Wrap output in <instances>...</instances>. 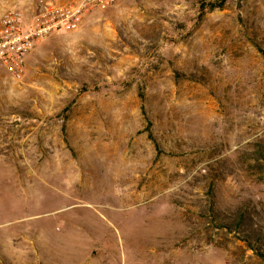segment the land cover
Instances as JSON below:
<instances>
[{"label": "rangeland", "instance_id": "1", "mask_svg": "<svg viewBox=\"0 0 264 264\" xmlns=\"http://www.w3.org/2000/svg\"><path fill=\"white\" fill-rule=\"evenodd\" d=\"M89 14L0 66V264H264V0Z\"/></svg>", "mask_w": 264, "mask_h": 264}, {"label": "built area", "instance_id": "2", "mask_svg": "<svg viewBox=\"0 0 264 264\" xmlns=\"http://www.w3.org/2000/svg\"><path fill=\"white\" fill-rule=\"evenodd\" d=\"M118 0H37L39 12L25 25L20 11L12 9L0 18V66L14 79H21L25 58L35 46L54 34L78 29L90 11L106 10Z\"/></svg>", "mask_w": 264, "mask_h": 264}, {"label": "crops", "instance_id": "3", "mask_svg": "<svg viewBox=\"0 0 264 264\" xmlns=\"http://www.w3.org/2000/svg\"><path fill=\"white\" fill-rule=\"evenodd\" d=\"M59 1L66 2L72 0H59ZM6 9L9 10L16 9L20 11L23 15L25 25L30 24L33 18L36 16V14L39 12V6L37 4V0H0V18L3 16V14L5 13L4 11ZM96 11H101V10L94 9L89 13H94ZM89 17L90 16H88V18ZM84 20H86V18Z\"/></svg>", "mask_w": 264, "mask_h": 264}, {"label": "trees", "instance_id": "4", "mask_svg": "<svg viewBox=\"0 0 264 264\" xmlns=\"http://www.w3.org/2000/svg\"><path fill=\"white\" fill-rule=\"evenodd\" d=\"M262 258L264 259V253H261Z\"/></svg>", "mask_w": 264, "mask_h": 264}]
</instances>
